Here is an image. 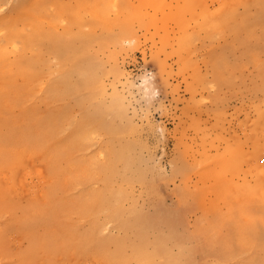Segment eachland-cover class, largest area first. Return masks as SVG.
Wrapping results in <instances>:
<instances>
[{
  "label": "rangeland",
  "instance_id": "1",
  "mask_svg": "<svg viewBox=\"0 0 264 264\" xmlns=\"http://www.w3.org/2000/svg\"><path fill=\"white\" fill-rule=\"evenodd\" d=\"M87 43L102 91L60 82ZM3 57L0 264H264V0H0Z\"/></svg>",
  "mask_w": 264,
  "mask_h": 264
},
{
  "label": "bare ground",
  "instance_id": "2",
  "mask_svg": "<svg viewBox=\"0 0 264 264\" xmlns=\"http://www.w3.org/2000/svg\"><path fill=\"white\" fill-rule=\"evenodd\" d=\"M23 6L24 5L22 4L18 8L21 9ZM233 11L228 16H225L226 15L225 12L220 14V18L227 20L230 17L229 19L232 22L236 23L238 17L236 15V13L233 14ZM12 34H14V33H10L7 36V40H10ZM120 39H121L120 36L113 35L110 37L109 41L114 42V41H118ZM184 39H182L181 41H183ZM85 41H87V40H85ZM7 42H10V41H7ZM181 44H184V41ZM87 45H88V43L85 44L82 47V49H80V50H78L77 48L74 49V53L77 51L76 54L82 55V57L79 58L77 55H75V58H76L75 62H73L71 64V66L66 67L64 72L61 74L60 82L63 83L65 86L71 85L72 84V82H71L72 72L75 69H77L80 71L78 76H80V74L83 73L85 75V78L83 81L78 80L75 84H73L74 87L86 86V87L91 88V87H94L95 85H97L99 90L102 91V89L104 87L102 79L96 75V73H97L96 71L94 72V71L88 69L87 67H85V59L87 56V51H86ZM5 48H7V47L4 46L1 48V50H4ZM55 50L57 51L58 56L61 55L63 58L66 59V50L64 49V46L62 44L57 45ZM7 65H9V64L6 62V58L5 57L1 58L0 59V72H5L6 71L5 68ZM145 88L147 90H150L148 84H145ZM77 131L79 134H81V127H79L77 129ZM77 136H79V135L77 134ZM257 143L258 144L256 145L255 150L245 152V154L243 153L244 157L243 156L242 157L245 158L244 161L247 160V163L248 162L251 163L258 156V154L261 152L262 145H260V143L258 141H257ZM29 158L31 160H35V159H37L38 161H39V159L42 160L40 155H38L35 152L29 153ZM116 158H117V156H115V159ZM27 161H28V158L25 157L22 159V161L20 163L26 164ZM253 164L255 165V163H253ZM259 171H261V170H259ZM262 172H264V170ZM261 174H264V173H261ZM107 181H110L109 176H108ZM221 185L227 186V184H221ZM121 195H123V194L121 193ZM95 199H99L101 204L104 205L105 208H107V216L110 219H114V220H117L119 222L120 229L125 230V231H134L137 234L139 233L143 244H145V237L142 234V230L144 229L145 225L140 220V216H138L134 211L124 212L123 210H121L119 204H117V206L115 208L108 209L107 204H109L113 200L115 202H120L121 201L120 196H115L111 191L106 190V191H103V192L97 194L92 201H94ZM93 234H96V228H93L91 233H90V235H93ZM127 238L128 237H126V238H124V237L110 238V240L113 243H115L117 248H118L117 252L113 253V255L108 254L104 246H94L95 250L93 253L99 254L103 258H105L109 261H112L115 264H123V261H125L127 259H132V258L136 259L137 264H155L154 260L151 257V254H149L143 250H136L134 245H133V242L126 240ZM107 241H109V240H105L104 242H107ZM126 247H132L133 251L131 254H127L125 252ZM155 250L157 252H160L162 250V248L160 247V244L155 245ZM81 251L85 252L84 249H82ZM172 262H174V261H168L166 264H171ZM178 264H194V263H193L192 258L188 257V258H185L183 262H179Z\"/></svg>",
  "mask_w": 264,
  "mask_h": 264
}]
</instances>
